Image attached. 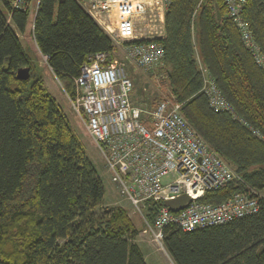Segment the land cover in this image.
<instances>
[{
	"label": "trees",
	"instance_id": "1",
	"mask_svg": "<svg viewBox=\"0 0 264 264\" xmlns=\"http://www.w3.org/2000/svg\"><path fill=\"white\" fill-rule=\"evenodd\" d=\"M199 2L170 0L160 40L165 83L184 118L241 181L197 201L219 205L250 188L261 195L260 209L216 227L168 226L163 245L174 264H264V67L243 46L223 1ZM242 19L264 59V0H245ZM192 22L200 63L243 123L211 110L200 92ZM30 26L27 13L9 12L0 0V264H146L134 242L143 228L122 207H104L101 179L18 36L28 35L38 60L35 42L71 95L81 66L112 54V43L75 0H40L33 37ZM22 68L28 80L16 78ZM162 205L146 203L150 224Z\"/></svg>",
	"mask_w": 264,
	"mask_h": 264
},
{
	"label": "built area",
	"instance_id": "2",
	"mask_svg": "<svg viewBox=\"0 0 264 264\" xmlns=\"http://www.w3.org/2000/svg\"><path fill=\"white\" fill-rule=\"evenodd\" d=\"M75 1L109 38L114 51L88 58L78 76L73 78L72 95L59 86L85 133L101 154L114 190L139 215L143 223L141 233L148 235L160 249H165L164 229L168 226L188 232L225 225L257 214L261 195L250 188L219 205L197 201L208 190L234 179L241 180L232 166L184 118L170 89L164 93L156 87H168L162 70L163 47L160 40L165 38V14L170 0ZM222 1L243 46L255 64L263 68L260 48L242 19L245 0ZM39 2L6 0L9 12L20 11L30 16L32 37ZM194 16L195 13L193 19ZM191 33L193 39V22ZM34 47L52 73L47 56L39 52L35 42ZM115 51L134 71L156 80L153 86L158 94L157 103L152 111L148 110L147 102L138 107L132 100V83L117 62ZM196 63L202 77L200 92L207 98L208 107L242 122L197 56ZM252 134L260 137L257 131H252ZM182 194L187 195L191 202L181 211L172 213L164 202ZM148 201L163 204L157 209L152 224L146 218Z\"/></svg>",
	"mask_w": 264,
	"mask_h": 264
},
{
	"label": "rangeland",
	"instance_id": "3",
	"mask_svg": "<svg viewBox=\"0 0 264 264\" xmlns=\"http://www.w3.org/2000/svg\"><path fill=\"white\" fill-rule=\"evenodd\" d=\"M19 38L23 49L35 65L37 75L42 79L44 86L51 94V96L55 99L59 107L62 109V112L65 114L71 129L73 130L79 142L81 143L87 158L92 163L99 178L101 179L105 197L104 207L112 208V206L106 205V203L112 204L113 202H118V205L122 206L134 226L140 230L143 227V223L139 215L133 212L130 204L127 203L124 199H122L114 190L113 185L110 182L109 175L104 168V162L101 154L97 150L96 146L91 142V140L85 133L83 127L81 126L80 122L78 121L76 115L71 110L69 101L62 92L54 75L50 73L49 70H47L45 64L42 62L41 59H36L34 51L31 49L30 43L28 41V35L23 34L20 35ZM195 44V37H193L194 48L196 46ZM114 56L116 57L117 62L124 68L128 79L132 83L131 98L134 102H136V106L143 107L146 102L149 104L151 103V99L157 98L158 94L155 87L153 86V84L156 83L155 79H147L141 72L134 71L131 66H129L123 61V58L117 52ZM156 87L161 89L162 92L167 93L168 87H165L163 85H156ZM148 110L152 111L153 108L150 106ZM140 232L141 231H139L136 236L138 240L137 246L139 247L146 264H174L165 249H160L151 241L148 235H143Z\"/></svg>",
	"mask_w": 264,
	"mask_h": 264
},
{
	"label": "water",
	"instance_id": "4",
	"mask_svg": "<svg viewBox=\"0 0 264 264\" xmlns=\"http://www.w3.org/2000/svg\"><path fill=\"white\" fill-rule=\"evenodd\" d=\"M29 71L30 70L28 68L19 69L16 73V78L18 80H23V81L28 80L30 77ZM190 202L191 199L187 195L182 194L174 200L164 202V205L168 207L172 213H177L182 209H184L185 207H187Z\"/></svg>",
	"mask_w": 264,
	"mask_h": 264
},
{
	"label": "crops",
	"instance_id": "5",
	"mask_svg": "<svg viewBox=\"0 0 264 264\" xmlns=\"http://www.w3.org/2000/svg\"><path fill=\"white\" fill-rule=\"evenodd\" d=\"M35 49H36V47H35ZM37 50V49H36ZM38 52V51H37ZM39 54V53H38ZM40 55V54H39ZM41 58H39L38 60H40ZM48 70V69H47ZM50 72V71H49ZM51 73V72H50ZM59 85V84H58ZM61 88V87H60ZM104 203H105V197H104ZM119 204H120V202H119ZM106 205H110V206H112V207H115V206H119L118 205V202H113L112 204L111 203H106ZM120 207H122L121 205H120ZM141 233V232H140ZM134 242L137 244V242H138V240H137V238L135 237V240H134Z\"/></svg>",
	"mask_w": 264,
	"mask_h": 264
}]
</instances>
